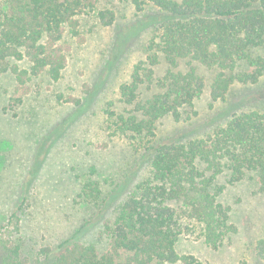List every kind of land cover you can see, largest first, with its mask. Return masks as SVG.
Wrapping results in <instances>:
<instances>
[{
  "label": "trees",
  "instance_id": "obj_1",
  "mask_svg": "<svg viewBox=\"0 0 264 264\" xmlns=\"http://www.w3.org/2000/svg\"><path fill=\"white\" fill-rule=\"evenodd\" d=\"M134 3L140 12L148 4L159 13L152 20L149 67L136 66L130 81L119 87V102L131 107L128 114L109 112V117L115 132L138 139L147 155L148 174L119 202L114 217L103 221L105 250L77 239V232L55 249L43 248L37 264H203L193 255L177 252L180 238L218 249L237 231L229 208L218 201L226 187L251 174L264 192V109L234 113L200 137L154 140L159 120L192 119L195 112L189 109L205 88L193 67L178 70L180 61L217 70L210 87L213 102L224 100L234 84L264 83V0ZM98 5V0H0V74L12 73L22 90L28 89L31 77L41 74L58 82L72 47L68 41H85L79 30L82 18L93 16L104 27L115 21L113 11ZM160 56L168 69L156 77L154 66ZM13 61H24L28 68ZM144 84L155 92L141 100ZM89 171L79 197L98 205L102 190L93 178L95 168ZM222 177L225 183L219 182ZM9 219L20 221L17 212ZM0 247L8 248L1 238ZM254 250L264 262V237L255 242ZM17 259L15 248L13 257L4 256L1 264H26Z\"/></svg>",
  "mask_w": 264,
  "mask_h": 264
},
{
  "label": "rangeland",
  "instance_id": "obj_2",
  "mask_svg": "<svg viewBox=\"0 0 264 264\" xmlns=\"http://www.w3.org/2000/svg\"><path fill=\"white\" fill-rule=\"evenodd\" d=\"M98 1L99 9L114 12L115 21L104 27L93 16L82 18L79 30L85 41H68L72 47L58 82L41 74L31 77L28 89L22 90L12 73L0 74V238L8 247H0V264L4 256L13 257L15 248L17 262L37 264L43 248L55 249L77 232V239L105 250L103 221L114 217L119 202L148 174L147 155L138 139L115 132L109 112L127 115L131 109L119 102V87L130 81L136 66L149 67L152 20L159 13L148 4L138 11L134 0ZM141 23L143 28L138 27ZM13 63L28 68L24 61ZM190 67L205 83L189 109L195 115L180 123L171 117L159 120L155 142L200 137L234 113L264 109L263 82L234 84L224 100L213 102L210 87L217 70L197 62L189 65L188 60L180 61L177 68ZM167 69L160 56L154 75L160 77ZM148 86H141V100L155 92ZM91 167L102 190L98 205L79 197ZM219 182L225 183V178ZM218 201L229 208L236 233L216 250L182 237L177 252L193 255L203 264L242 260L264 264L254 250L255 242L264 237V192L259 191L257 178L247 174L226 187ZM13 212L20 218L17 224L9 219Z\"/></svg>",
  "mask_w": 264,
  "mask_h": 264
}]
</instances>
